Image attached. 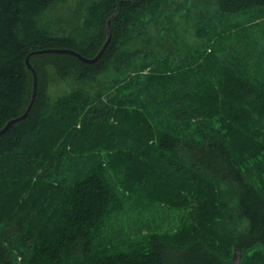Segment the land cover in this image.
Segmentation results:
<instances>
[{
	"label": "trees",
	"instance_id": "1",
	"mask_svg": "<svg viewBox=\"0 0 264 264\" xmlns=\"http://www.w3.org/2000/svg\"><path fill=\"white\" fill-rule=\"evenodd\" d=\"M107 21L95 62L29 56L0 264H264V0H0V129L27 55L91 58Z\"/></svg>",
	"mask_w": 264,
	"mask_h": 264
},
{
	"label": "water",
	"instance_id": "2",
	"mask_svg": "<svg viewBox=\"0 0 264 264\" xmlns=\"http://www.w3.org/2000/svg\"><path fill=\"white\" fill-rule=\"evenodd\" d=\"M106 29H107V36H106V39H105L102 47L99 49V51L96 53V55L91 57V58L85 57V56L81 55L80 53H78L77 51H74L72 49H67V48L39 49V50H35V51L29 53L27 55V57H26V65H27V68L32 72V76H33L32 92H31L30 99L28 101V104H27L23 114H21L20 116L11 118L9 121H7V123L0 129V135L2 133H4L14 122L22 120L26 116V114H27L32 102H33V99L35 97L36 86H37V73H36L35 69L33 68V66L29 62V56L31 54H34V53L64 52V53H70V54L76 56L81 61L86 62V63L95 62L101 56V54L103 53V51L106 48V46H107V44H108V42L110 40V37H111V31H110V28H109V25H108V21L106 23ZM235 257H236V254L233 255V258H235Z\"/></svg>",
	"mask_w": 264,
	"mask_h": 264
},
{
	"label": "rangeland",
	"instance_id": "3",
	"mask_svg": "<svg viewBox=\"0 0 264 264\" xmlns=\"http://www.w3.org/2000/svg\"><path fill=\"white\" fill-rule=\"evenodd\" d=\"M122 187H124V186H122ZM124 189H126V190H130L129 188H125L124 187ZM123 207L125 208V213H124V218L125 219H128V218H130L131 216H136V213H137V210L138 209H136V208H133L129 203H124L123 204ZM180 215H181V217L182 216H186L187 214H188V211L187 210H185V209H182V212L180 211ZM162 220H164V219H159V221H162ZM173 222H174V225L176 224V222H178V220L177 219H173ZM167 226H166V223H163V224H161V228H166ZM173 232V231H172ZM143 233H145V231L143 232ZM239 258H240V255L238 256L237 254H236V257L235 258H232V261H231V263L230 264H238V261H239Z\"/></svg>",
	"mask_w": 264,
	"mask_h": 264
}]
</instances>
